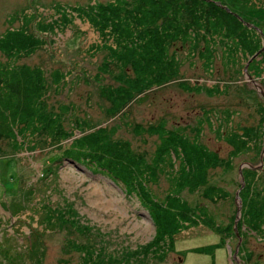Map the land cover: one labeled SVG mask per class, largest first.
I'll use <instances>...</instances> for the list:
<instances>
[{"label":"rangeland","instance_id":"rangeland-1","mask_svg":"<svg viewBox=\"0 0 264 264\" xmlns=\"http://www.w3.org/2000/svg\"><path fill=\"white\" fill-rule=\"evenodd\" d=\"M115 1L124 9L140 3L151 10H144L140 22L124 25L119 19L118 26L102 27L98 22L106 10L99 6ZM221 1L245 25L264 31V0ZM155 2L0 0V34L19 29L37 39L22 54L9 57L1 50L0 66L24 64L44 81L43 106L53 119L51 127L67 135L50 143L37 129L17 133L15 126L24 122L15 121L9 123L14 139L0 137V264H264V216L259 229L250 231L239 207L234 225L238 166L250 163L255 169L245 173L247 203L263 186L259 169L264 155L260 161L258 155L264 101L258 92H264V52L245 53L238 38L213 35L224 26L215 24L210 35L204 26H184L190 0ZM93 6L100 10L91 24L88 9ZM71 7L88 13L76 14ZM160 23L158 41L165 55L153 65L136 61L135 50L117 46L112 34L133 32L141 40V32L154 31ZM228 24V34L239 30ZM241 35L250 44H264L263 36L251 31ZM248 62L245 69L253 80L243 70ZM23 72L19 78L27 75ZM145 84L139 92H124ZM99 126L109 140L150 162L157 161L156 150L173 133L215 151L217 163L207 168L203 184L179 190L177 216L164 198L179 170V156L171 150L161 152V169H152L155 176L141 168L127 182L109 177L97 164L68 157L69 148L76 149L71 140L80 135L78 130L87 133ZM233 129L244 131V143L225 135ZM138 184L143 196L136 192ZM213 224L232 234L210 251L191 250L220 240ZM234 229L241 235L238 242ZM68 234L76 242L67 245Z\"/></svg>","mask_w":264,"mask_h":264},{"label":"trees","instance_id":"trees-1","mask_svg":"<svg viewBox=\"0 0 264 264\" xmlns=\"http://www.w3.org/2000/svg\"><path fill=\"white\" fill-rule=\"evenodd\" d=\"M148 1L151 4L156 3V0ZM190 1H192L191 5L189 3L187 6L188 19L184 20L182 23L184 26L187 27L191 25V23H195L202 27L204 26V33L209 35L215 30V24L219 27L224 26L223 28L226 30H215L216 32H214L213 35L221 34L222 37L228 36L231 38L230 40L238 38L237 41L241 40L244 43L242 44V49L245 53L251 54L252 52H255L259 49V45H255V43H253L254 41H252L251 44L250 42L245 41L244 35L241 34L244 33V31L245 34H249L251 31L252 33H255L256 36H264V31L258 26L245 25L241 20L235 17L233 10L227 7L226 3L222 2L221 0ZM221 5H224L228 10H225V8ZM99 7L102 10H106L105 12H102L103 17L100 19V22H98V24L100 23L102 27H105L106 25L108 26V24L111 27L115 25L118 26L119 19H123L124 25L132 21L140 22L144 10H151V8L144 7L140 3L132 6L130 9H124L125 6L116 1ZM71 8L76 12V14H80L86 10H82L81 8L77 9L74 7ZM122 8L124 10L121 13ZM100 9H96L94 6L88 9L91 14L88 15L89 19H92L91 24L94 23L93 20H95L97 11ZM88 10H86V13H88ZM148 13L150 12L148 11ZM206 17H208L210 21H208L209 19ZM240 18L242 19V17ZM115 20L118 22L116 23ZM231 21L234 23H230ZM210 22L213 24V28L211 26L207 27V25H210ZM226 22L234 25L237 24L239 26V30L237 29L234 33L228 34V32L231 31V26L227 27ZM163 25L164 24L162 23L161 26L154 31L147 30L143 33L141 32L140 37H143L141 40H137L135 38V33L133 32L131 34L130 32L122 33L121 31H117L113 32L112 34L116 35L115 39L117 46L120 44V47L126 50L127 48L132 47L136 53V61L140 60L141 62H144L143 65L147 62L146 65L148 66L151 64H157L158 60L161 59L159 58L162 56L161 53L165 55V49L164 47L160 46L158 41V39L161 37ZM256 29L258 31H256ZM4 34H0V51H7V55L9 57L13 56L12 54L14 53L22 54L23 52L32 49V46H34L37 41L36 38H32L30 35L22 33L19 31V29L7 30ZM146 37L147 39H145ZM263 52L264 47L263 49L259 50L256 55H262ZM250 63L251 62L247 63L246 68ZM133 67H135V62L133 63ZM121 68L126 70L127 66L123 64ZM20 71H24L27 73V75H23L24 77L19 78ZM35 71L40 73L39 70ZM148 85L149 84H145L143 88L140 87L137 89L128 88L124 90V92H139L140 90L146 89ZM44 86V81H42L40 78H34L33 74H29V71L26 69L24 64L6 65L5 68L0 66V137H8L9 135L12 140L14 139V137L11 135L13 127L10 126L9 123L12 125L15 121L24 122L22 123V126H15L17 133L24 132L25 130L28 131L27 129H30V131L37 129L46 133L45 138L46 140L48 139L47 142L50 143L58 142V140L61 141L62 138L67 136L66 131H63L58 127H51V120L53 119L50 118L49 113L45 112L43 106V94L45 92L43 91ZM260 107L263 109V113L261 114L260 118L262 120L264 119L263 104H261ZM261 123L264 124V120ZM78 131L80 132V135L77 138L71 140V145L75 146L76 149L72 150V147L69 148L70 152L67 154L68 157L76 162H80V159L81 163L83 164L90 162L97 164L98 166L103 167L106 172L110 173L108 174L109 177L121 182H127V179L128 177H131L132 172H139V170L141 172V168L149 171L152 177L155 176L152 169H154L156 166L157 169H161L159 163L163 160L161 156V152L163 151L171 150L174 154H176V156H179V170L177 173H174V180L170 182V185L168 186L169 188L166 189L164 195L166 201L170 200L172 202L169 203L170 212L177 216L180 215V212L175 201L180 197L179 190H181L183 187H186L189 190L199 186V184H203L206 180L207 168L212 167L217 163L215 151L207 150L200 142H196V140L189 141L181 134L177 135L170 133L169 136L166 137V146L164 144L160 145L154 154L156 155L157 161L150 162L141 156L134 154V152H132V150L129 149V147L125 144L118 143L115 140H109V138H107V134L104 133L105 130L101 126L96 127L87 133L83 132L81 129ZM260 131L262 134V128ZM224 133L225 132H223V134ZM229 134L237 138L239 142H245L244 131L239 134L233 129L228 133L226 132L225 135ZM82 149H86L88 152H81L80 150ZM85 155H90V158L82 161ZM248 165H250V163H248ZM188 169L193 170V173H188ZM254 170L255 169H253L251 166L247 165L240 167L243 185L237 192V195L241 199L240 216L243 215L244 217H247L248 220L246 221V227L250 231L259 229L261 220L264 216V177H259V183L263 186L260 187V189L255 190L253 196L256 197V199L252 197V199L250 198L247 203L246 197L243 198L244 190H246V187L249 186L248 177L245 175L255 172ZM259 171L260 174L263 175L264 164L261 165ZM257 178L258 176L255 179ZM130 188L135 189L134 187ZM210 189L211 187L208 190ZM141 190H143V187L141 184H138L136 187V192L139 193L140 191V196H143L144 192L142 191L141 193ZM251 200L254 201L255 204L252 203ZM150 201H152V198H150ZM213 226L215 227L216 232L220 234V240L216 243L197 246L191 250L210 251L213 249V247L221 244L223 242V238L227 237L229 234H232L228 227H222L218 229L219 226L217 224H213ZM238 234L240 235V232ZM68 236L70 238H68L69 241L66 240L67 245L71 241L76 242V239L73 238L71 234H68ZM74 248L77 249V246Z\"/></svg>","mask_w":264,"mask_h":264},{"label":"water","instance_id":"water-1","mask_svg":"<svg viewBox=\"0 0 264 264\" xmlns=\"http://www.w3.org/2000/svg\"><path fill=\"white\" fill-rule=\"evenodd\" d=\"M222 7H224L225 8V10H228L224 5H221ZM235 16H236V18L237 19H239V20H241L243 23H245V24H247L246 22H244L237 14H235V13H233ZM263 40H264V36H263ZM263 46H264V44H262L260 47H259V49L258 50H256L252 55H255L259 50H261V49H263ZM246 63L244 64V67H243V70H244V72H245V74H246V76H247V78H250L251 80H253V78L247 73V71H246ZM260 95H261V97L263 98V101H264V92H262V90H260L259 89V92H258ZM263 143H262V145H261V148H260V152H259V161L261 160V155H262V153H263V151H264V133H263V141H262ZM247 166H250V165H247ZM237 173H238V175H239V187L235 190V192H234V197L237 199V202H235V204H236V210H235V215H234V225H235V221H236V219H237V217H238V214H239V207H240V201H239V197H238V195H237V192H238V189L242 186V184H243V180H242V175H241V173H240V165L238 166V168H237ZM234 198V199H235ZM233 228H235L234 226H233ZM234 233L236 234V236H237V242L239 241V237H238V234H237V232H236V230L234 229Z\"/></svg>","mask_w":264,"mask_h":264}]
</instances>
